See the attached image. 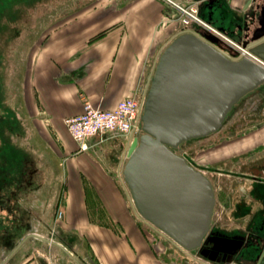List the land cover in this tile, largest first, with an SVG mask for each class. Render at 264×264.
<instances>
[{"label": "crops", "instance_id": "1", "mask_svg": "<svg viewBox=\"0 0 264 264\" xmlns=\"http://www.w3.org/2000/svg\"><path fill=\"white\" fill-rule=\"evenodd\" d=\"M172 1L195 8L199 0ZM63 4L72 12L59 14L47 33L50 41L30 51L22 102L26 129L54 160L61 184L56 222L36 229L70 232L78 240L76 254L71 252L76 261L66 253L45 260L25 251L9 264H182L145 235L144 221L129 203L120 179L128 136L96 134L80 150L63 121L81 112L84 98L110 108L140 97L157 54L182 30L177 11L166 0Z\"/></svg>", "mask_w": 264, "mask_h": 264}, {"label": "flooded vegetation", "instance_id": "2", "mask_svg": "<svg viewBox=\"0 0 264 264\" xmlns=\"http://www.w3.org/2000/svg\"><path fill=\"white\" fill-rule=\"evenodd\" d=\"M32 1L0 0V20L7 12L16 20L21 18L23 6ZM65 1L58 0L57 11L43 13L40 21L47 24L56 19L62 13L58 8L62 6L63 11ZM231 1L199 0L195 6L196 13L206 24L237 43L264 29V0H241L240 6H231ZM8 3H12L9 10ZM49 6L53 10V6ZM182 30L209 32L193 23L182 26ZM4 32L0 34V74L6 70L5 64L14 67L3 72L8 73L2 82L6 96L0 99L5 111L0 113V264H9L25 252V246L31 240L27 237L31 228H44L43 225L56 222L61 184L54 160L26 129L22 102L26 63L21 70V57L17 62V48L10 45L14 39ZM219 48L223 49L222 46ZM245 110L252 117L264 118V83L243 94L213 133L228 127L227 121L235 122L233 117ZM180 149L181 145L174 150L179 153ZM207 168L205 174L200 171L211 183L214 204L208 230L199 246L184 249L157 230L158 237L154 239L160 241V236L167 239L170 245L168 252L178 253L185 260L194 257L191 252L195 250L197 255L194 258L200 264H264V152L249 156L237 166ZM211 176L218 186L216 191ZM68 233L58 228L55 231L58 239L76 247L78 240L72 239Z\"/></svg>", "mask_w": 264, "mask_h": 264}, {"label": "water", "instance_id": "3", "mask_svg": "<svg viewBox=\"0 0 264 264\" xmlns=\"http://www.w3.org/2000/svg\"><path fill=\"white\" fill-rule=\"evenodd\" d=\"M240 44L247 54L233 57L219 48L215 34H174L146 77L139 106L142 132L128 136L120 179L132 210L187 250L198 247L208 230L214 191L209 179L174 149L215 132L232 105L264 83V29ZM51 235L33 227L27 237L56 245L76 261Z\"/></svg>", "mask_w": 264, "mask_h": 264}, {"label": "rangeland", "instance_id": "4", "mask_svg": "<svg viewBox=\"0 0 264 264\" xmlns=\"http://www.w3.org/2000/svg\"><path fill=\"white\" fill-rule=\"evenodd\" d=\"M36 1V2H35ZM39 1V2H38ZM171 4L174 9L177 11V18L179 23L180 20V9L178 6L182 7H190L191 5H183L172 0H166ZM241 0H233L231 1V6H238ZM57 2L58 0H33L32 2L27 3V5L23 6L21 18L10 17L9 12L5 15L4 18L1 17L0 20V34L3 35V32L6 35H9L12 38L11 46H15L17 48V62L21 57V70L24 68V64L27 63L28 56L30 55V51L34 48H40L43 44L48 43L47 33L51 29H55L57 24V19L46 24L40 21V16L44 15L43 13H50L57 11ZM34 5H33V4ZM12 4V3H11ZM11 4L8 3V9H10ZM31 4L33 7H31ZM53 6V10H51L50 6ZM240 6V5H239ZM22 8V6H20ZM192 7V6H191ZM60 6L61 12H72L70 9H63ZM6 10V11H7ZM9 17V18H8ZM43 17V16H42ZM45 19V18H44ZM41 22V24H40ZM50 24V25H49ZM4 30V31H3ZM16 32V33H15ZM221 40V39H220ZM50 41V39H49ZM221 46L224 50L229 52L231 55H239L235 49L231 48L225 41L221 40ZM229 47V48H228ZM14 60V58L12 59ZM5 71L9 72L14 67L10 64H5ZM4 66L1 65L2 68ZM2 70L0 74V99L3 100L6 96V89L2 86V82L7 79L8 73L3 74L5 72ZM23 73V72H22ZM22 87V86H21ZM4 107L0 105V113H3ZM244 115V116H243ZM236 119L235 122L231 120L226 122L228 127H223L218 130L216 133H212L208 135L206 138L187 140L181 143V149L179 153L186 156L187 160L190 162L192 166L196 169L204 171L208 170V166H225V167H233L237 166L240 161L247 159L249 156H253L254 154H259L264 152V118L252 117L248 115V110L241 112V114L234 116ZM142 131L139 132V134ZM205 174V173H204ZM210 174V173H209ZM211 175V174H210ZM213 188L216 191L218 186L215 184L214 178L211 176ZM139 218V217H138ZM140 219V218H139ZM141 220V219H140ZM143 228L145 235L150 238L158 237V234L155 230H153L147 223L143 222ZM52 232H48V234H52L51 237H56L55 231L57 229L56 226H53ZM54 231V232H53ZM45 232V231H44ZM160 246L165 250L166 253L169 251V242L167 239L160 236ZM59 240V239H58ZM61 241V240H59ZM68 249L72 252V254H76L77 247L73 249V246H67ZM26 253L30 254L33 251L34 254H39L45 260L53 259L59 256V254H64V252L58 248L56 245L44 242L40 239L33 238L28 241L25 249ZM162 252V251H161ZM173 253V252H172ZM194 257H196L195 250L191 252ZM176 255L178 263L182 264H200L199 260H196L194 257H189L187 260L181 257L178 253H173ZM66 256V254H65Z\"/></svg>", "mask_w": 264, "mask_h": 264}, {"label": "built area", "instance_id": "5", "mask_svg": "<svg viewBox=\"0 0 264 264\" xmlns=\"http://www.w3.org/2000/svg\"><path fill=\"white\" fill-rule=\"evenodd\" d=\"M178 7L182 26L193 23L205 27L235 49L239 55L246 53L240 43L199 18L194 7ZM139 106L140 97L138 96L123 98L110 108L94 106L87 98H84L81 112L66 117L63 121L68 133L77 143L78 149L85 150L88 148L87 139L96 134L113 132L124 136L137 135L140 131ZM60 215L61 213L58 212L57 217Z\"/></svg>", "mask_w": 264, "mask_h": 264}, {"label": "bare ground", "instance_id": "6", "mask_svg": "<svg viewBox=\"0 0 264 264\" xmlns=\"http://www.w3.org/2000/svg\"><path fill=\"white\" fill-rule=\"evenodd\" d=\"M209 33H211V32H209ZM242 48H244L245 49V55L247 54V49L245 48V47H242ZM139 116H140V114H139ZM140 125H141V122H140ZM140 131H141V128H140ZM139 131V132H140ZM139 134V133H138ZM137 134V135H138ZM212 134V133H211ZM192 139H197V138H192ZM187 141V140H186ZM128 144H129V141H128V143H127V145H126V148H125V150H124V154H125V151H126V149H127V146H128ZM143 221V220H142ZM146 223V222H145ZM148 224V223H147ZM149 225V224H148ZM151 226V225H150ZM152 227V226H151ZM153 229H155L154 227H153ZM158 231V230H157Z\"/></svg>", "mask_w": 264, "mask_h": 264}]
</instances>
